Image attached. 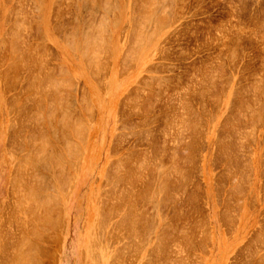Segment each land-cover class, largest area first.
Wrapping results in <instances>:
<instances>
[{
  "label": "rangeland",
  "instance_id": "1",
  "mask_svg": "<svg viewBox=\"0 0 264 264\" xmlns=\"http://www.w3.org/2000/svg\"><path fill=\"white\" fill-rule=\"evenodd\" d=\"M153 2L0 0V264H264V0Z\"/></svg>",
  "mask_w": 264,
  "mask_h": 264
},
{
  "label": "bare ground",
  "instance_id": "2",
  "mask_svg": "<svg viewBox=\"0 0 264 264\" xmlns=\"http://www.w3.org/2000/svg\"><path fill=\"white\" fill-rule=\"evenodd\" d=\"M40 1H41V0H40ZM151 1H152V0H149V3H150L149 5L153 8V7H154L153 5L155 4V3H154L155 0H154V2H153L154 4H152ZM157 1H158V0H157ZM90 2H91V0H90ZM93 2H94V1H93ZM41 3H42V2H41ZM98 3H99V2H98ZM145 3H146V2H145ZM145 3H143V4H145ZM151 4H152V5H151ZM156 4H157V3H156ZM114 5H115V4H114ZM119 6H120V5H119ZM145 6H146V5H145ZM145 6H144V7H145ZM105 7H106V6H105ZM144 7H142V8H144ZM151 7H150V8H151ZM85 8H86V7H85ZM102 8H103V7H102ZM116 8H117V7H116ZM142 8H141V10H142ZM146 8H147V7H145V9H146ZM148 8H149V7H148ZM152 8H151V9H152ZM159 8H160V7H159ZM162 8H163V7H162ZM162 8H161V9H162ZM166 8H167V7H166ZM37 9H38V8H37ZM78 9H79V8H78ZM104 9H105V8H104ZM151 9H150V11L153 10V9H152V10H151ZM154 9H155V8H154ZM88 10H89V8H88ZM107 10H108V9H107ZM147 10H148V9H147ZM118 11H119V10H118ZM130 11H131V10H130ZM150 11H149V12H150ZM163 11H164V10H163ZM119 12H120V11H119ZM149 12H148V14H149ZM153 12H154V11H153ZM157 12H158V11H157ZM134 13H135V12H134ZM160 13H161V12H160ZM131 14H132V13H131ZM138 14H139V13H138ZM140 14H141V12H140ZM152 14H153V13H152ZM154 14H155V13H154ZM145 15H146V13H144V15H142V16L144 17ZM165 15H167V14H165ZM134 16H135V15H134ZM138 16H139V15H138ZM146 16H147V15H146ZM154 16H155V15H154ZM157 16H158V15H157ZM159 16H160V14H159ZM161 16H162V14H161ZM118 17H119V16H118ZM136 17H137V16H136ZM140 17H141V15H140ZM140 17H139V18H140ZM149 17H150V16H149ZM106 18H107V17H106ZM121 18H122V17H121ZM144 18H145V17H144ZM146 19H147V17L145 18V20L142 18L143 21H147V20H148V19H147V20H146ZM153 19H156V18H153ZM160 19H161V18H160ZM160 19H158V20H160ZM165 19H166V18H165ZM93 20H94V19H93ZM117 20H118V18H117ZM117 20H116V22H117ZM129 20H130V19H129ZM132 20H133V19H132ZM140 20H141V18H140ZM41 21H42V20H41ZM125 21H126V20H125ZM133 21H134V20H133ZM137 21H138V20H137ZM154 21L156 22V20H154ZM160 21H161V20H160ZM112 22H113V21H112ZM140 22H141V21H139V23H138L139 26L142 24V23H140ZM12 23H13V22H12ZM134 23H136V21H135ZM144 23H145V22H143V24H144ZM148 23H149V22H148ZM151 23H152V21H151ZM151 23H150V24H151ZM153 23H154V22H153ZM8 24H9V23H8ZM19 24H20V23H19ZM22 24H23V23H22ZM114 24H115V23H114ZM114 24H113V26H114ZM130 24H131V21H130ZM136 24H137V23H136ZM20 25H21V24H20ZM20 25H19V27L16 25V26H17V29L20 28ZM100 25H101V24H100ZM153 25H155V23H154ZM86 26H87V25H86ZM90 26H91V25H90ZM90 26H88V27H90ZM92 26H93V25H92ZM104 26H105V25H104ZM142 26H143V25H142ZM159 26H160V25H159ZM95 27H96V26H95ZM98 27H99V26H98ZM106 27H107V26H106ZM106 27H105V29H106ZM131 27H132V26H131ZM134 27H135V26H134ZM137 27H138V26H136V30H137ZM91 28H92V27H91ZM103 28H104V27H102V29H103ZM107 28H109V26H108ZM138 28H139V27H138ZM142 28L145 29L144 27H142ZM142 28H141V29H142ZM17 29H16V30H17ZM84 29H85V28H84ZM84 29H83V31H84ZM102 29H101V31H102ZM105 29H103V30L106 31ZM129 29H130V28H129ZM131 29H132V28H131ZM143 29H142V30L139 29L138 32L136 31V32L138 33L137 35H139V33H141V32L143 31ZM157 29H158V28H157ZM19 30H20V29H19ZM74 30H75V29H74ZM132 30H134V29H132ZM132 30H131V31H132ZM13 31H14V30H13ZM88 31H89V30H88ZM107 31H109V30H107ZM134 31H135V30H134ZM150 31H152V30H150ZM158 31H160V30L158 29ZM10 32H11V31H10ZM84 32H85V34L87 35V32H86V31H84ZM111 32H112V31H111ZM132 32H133V31H132ZM148 32H149V29H148ZM148 32H147V33H148ZM155 32H156V31H155ZM92 33H93V32H92ZM92 33H91V36L89 35L90 32H89V34L87 35V36L91 37V39H92V37H94V38L96 37L95 35L92 36ZM108 33H109V32H108ZM152 33H153V32H152ZM154 34H155V33H153V35H154ZM10 35H11V34H10ZM12 35H13V34H12ZM21 35H22V34H21ZM83 35H84V33H83ZM86 35H85V36H86ZM134 35H136V33H135ZM137 35H136V36H137ZM140 35H141V34H140ZM140 35H139V36H140ZM146 35H148V34H146ZM149 35H150V32H149ZM109 36H110V35H109ZM89 37H88L87 39H89V40L91 41V39H90ZM98 37H100V36H98ZM134 37H135V36H134ZM143 37H144V36H143ZM143 37L140 36L141 39H142ZM145 37H147V36H145ZM148 37H149V38H148ZM148 37H147V39H145V41H147L148 39L151 40V35L148 36ZM9 38H10V37H9ZM43 38H44V37H43ZM94 38H93V40H95V41H96V39H98L97 37H96L95 39H94ZM152 38H153V37H152ZM80 39H81V38H80ZM99 39H101L100 41H103V42H104V40H102L101 37H100ZM105 39H106V38H105ZM141 39H140V40H141ZM17 40H18V38H17ZM140 40H138V41H139L138 43H140V42L142 43V42H143V41H140ZM9 41H10V40H9ZM81 41H82V40H81ZM90 41H89V42H90ZM95 41H94L93 43H95L94 45L96 46V43L99 44V40H97L98 42H95ZM21 42H22V39H21ZM67 42H69V41H67ZM78 42H80V41H78ZM82 42L84 43V41H82ZM82 42H81V43H82ZM91 42H92V41H91ZM107 42H108V41H107ZM107 42H106V43H107ZM147 42H148V41H147ZM29 43H30V42H29ZM64 43H65V42H64ZM69 43H70V42H69ZM69 43H68V44H69ZM104 43H105V42H104ZM108 43H109V42H108ZM143 43H144V42H143ZM145 43H146V42H145ZM68 44H67V45H68ZM76 44H77V43H76ZM87 44H88V43H87ZM100 44H101V42H100ZM135 44H136V42H135ZM146 44H147V43H146ZM70 45H71V43H70ZM102 45H103V43H102ZM102 45L100 46V48L103 49ZM104 45H105V44H104ZM108 45H109V44H108ZM133 45H134V43H133ZM136 45H138V44H136ZM136 45H135V46H136ZM76 46H77V45H76ZM78 46H79V44H78ZM89 46L91 47L92 45L89 44L88 47H89ZM95 46H92V47H95ZM109 46H110V45H109ZM21 47H22V45H21ZM80 47H81V46H80ZM80 47H79V48H80ZM97 47H98V46H97ZM104 47H105V46H104ZM107 47H108V46H106V48H107ZM152 47H153V46H152ZM23 48H24V47H23ZM77 48H78V47H77ZM82 48H83V47H82ZM98 48H99V47H98ZM135 48H136V47H135ZM135 48H134V50H136V53H137V49H135ZM137 48H138V47H137ZM64 49H65V48H64ZM91 49H93V48H91ZM95 49H97V48H95ZM107 49H108V48H107ZM26 50H27V49H26ZM104 50H105V48H104ZM8 51H10V50H8ZM12 51H13V50H11L10 52L12 53ZM17 51H18V50H17ZM87 51H88V50H87ZM92 51H93V50H92ZM99 51H100V50H98V52H99ZM105 51H106V50H105ZM108 51H109V50H108ZM14 52H15V50H14ZM85 52H86V50H85ZM130 52H131V51H130ZM15 53H17V52H15ZM121 53H122V52H121ZM39 54H40V53H39ZM130 54L132 55L133 52H131ZM134 54H135V52H134ZM9 55H10V54H9ZM9 55H8V57H9ZM12 55H15V54L13 53ZM17 56H18V54H17ZM115 56H116V55H115ZM21 57H22V55H21ZM128 57H132V56H129V55H128ZM133 57H134V56H133ZM136 57H137V55H136ZM13 58H14V57H13ZM19 58H20V56H19ZM27 58H28V57H27ZM84 58H86V56H84ZM101 58H102V56H101ZM15 59H18V58H15ZM22 59H23V58H22ZM97 59H98V57H97ZM132 59H133V58H132ZM132 59H131V60H132ZM134 59H135V58H134ZM134 59H133V60H134ZM19 60H20V59H19ZM89 60H90V59H89ZM15 61H16V60H15ZM17 61H18V60H17ZM21 61H22V60H21ZM23 61H24V59H23ZM11 63H13V62H11ZM95 63H96V62H95ZM95 63H93L94 66H95ZM97 63H98V62H97ZM1 64H2V63H1ZM12 65H13V64H12ZM14 65H15V64H14ZM97 65H98V64H97ZM6 66H7V65H6ZM95 67H96V66H95ZM14 68H16V67H14ZM96 68H97V67H96ZM88 69H89V68H88ZM88 69H87V70H88ZM94 69H95V68H94ZM39 70H40V69H39ZM88 71H89V70H88ZM95 71H96V69H95ZM91 72H93V71H91ZM91 72H90V73H91ZM5 73H6V72H5ZM96 74H97V73H96ZM8 75H9V74H8ZM32 75H33V73H32ZM97 75H98V74H97ZM16 76H17V75H16ZM2 77H3V76H2ZM18 77H19V76H18ZM15 78H16V77H15ZM37 78H38V77H37ZM3 79H4V78H3ZM30 79H32V78H30ZM41 79H42V78H40V79L38 78V81H39V80H40V81H39V83H38V81H36L37 85H36V83H33V84H35L34 86H36V88L39 87L38 84H40V82H41L42 80H43V81L45 80V79H42V80H41ZM6 80H7V79H6ZM36 80H37V79H36ZM1 82H2V81H1ZM5 82H6V81H5ZM6 83H7V82H6ZM57 83H58V81H57ZM60 83H61V81L59 80V84H60ZM31 84H32V83H31ZM73 84H74V83H73ZM61 85H63V83H62ZM69 85H70V84H69ZM34 86H33V88H34ZM45 86H46V85H44V89H45ZM71 86H72V85H71ZM30 87H31V86H30ZM40 87H41V86H40ZM62 87H66V86H62ZM36 88H34V89H36ZM37 89H38V88H37ZM44 89H41V90H44ZM48 90H49V89H48ZM20 91H21V88H20ZM37 91H38V90H37ZM45 91L48 92L47 90H45ZM33 93H34V92H33ZM231 93H232V92H231ZM38 94H39V93H38ZM41 94H42V93H41ZM33 95H34V94H33ZM49 96H50V95H49ZM53 97H56V95H54ZM34 98H35V97H34ZM49 98H50V97H49ZM66 98H67V97H66ZM35 99H38V100L35 101ZM35 99H33V100H34V103L37 102L36 104H37L38 106H40V107H41L42 105H44V104H48V103L50 104V102H51V103H53V102L57 103V102H56L57 100H55V101L52 102L51 99H49L50 101H49L48 103H46V101H48V100H46L45 103H44L43 101H44L45 99H44V97L41 96V95H40V97L37 96V98H35ZM57 99L60 100L59 98H57ZM84 99H85V98H84ZM87 99H88V98H87ZM82 100H83V99H82ZM229 100H230V99H229ZM83 102H84V100H83ZM60 103H61V101H60ZM228 103H229V101H228ZM58 104H59V103H58ZM64 104H66V103H64ZM86 104H87V103H86ZM244 104H245V103H244ZM227 105H229V104H227ZM33 106H34V105H33ZM45 106H46V105H45ZM87 106H88V105H87ZM245 106H246V105H245ZM245 106H244V107H245ZM34 107H35V106H34ZM249 107H250V106H249ZM35 108H36V107H35ZM41 108H42V107H41ZM44 108H45V107H44ZM47 108H48V106H47ZM51 108H53V107H51ZM181 108H182V107H181ZM36 109H37L38 111H41V110H39V107H37ZM55 109H56V108H55ZM183 109H184V108H183ZM48 110H49V108H48ZM84 110H85V108H84ZM35 111H36V110H35ZM35 111H34V112H35ZM38 111H36V112H38ZM49 111H51V109H50ZM54 111L56 112V110H54ZM69 111H70V110H69ZM43 112H44V111H43ZM38 113H42V112H38ZM49 113H50V112H49ZM51 113H52V112H51ZM239 113H240V112H239ZM56 114H57V113H56ZM59 114H60V113H59ZM70 114H71V112H70ZM70 114H69V115H70ZM193 114H194V113H193ZM38 115H39V114H38ZM47 115H48V114H47ZM47 115H46V117H48ZM50 115H51V114H50ZM50 115H49V117H50ZM62 115H63V114L61 113V115H60V119H59V116H58V122H60V120L62 119V118H61ZM65 115H66V114L64 113V118H63V120H64V119H65V120L67 119V120L69 121L70 118H69V119L66 118ZM39 116H40V115H39ZM197 116H198V115H197ZM51 117H52V119L54 118V116H52V115H51ZM62 117H63V116H62ZM67 117H68V115H67ZM70 117H71V116H70ZM73 117H74V116H73ZM87 117H88V116H87ZM34 118H36L35 120L40 121L41 123H42V121H43V120L41 121V118L43 119V117H41V118L39 119V118L36 116V117H34ZM74 118H75V117H74ZM199 118H200V117H199ZM47 119H48V118H47ZM82 119H83V118H82ZM89 119H90V118H89ZM35 120H34V121H35ZM48 120H49V119H48ZM48 120H47V121H48ZM47 121H46V122H47ZM61 121H62V120H61ZM68 121H62L61 123L64 124L63 126H65L66 129H67V125H69L70 123H72V124H70L71 126H69L70 129L72 130V129H73V128H72V125H75V122L73 123L74 119L72 120V122L69 121V124H68ZM75 121H76V120H75ZM79 121H80V120H79ZM79 121H78V122H79ZM63 122H67V124H65V123H63ZM76 122H77V121H76ZM49 123H50V121H49ZM51 123H52V122H51ZM51 123L49 124V127H50V125H52ZM56 123H57V121H56ZM56 123H55V124H56ZM61 123H60V124H61ZM183 123H184V122H183ZM186 123H187V122H186ZM192 123H193V122H192ZM38 124H39V123H38ZM42 124H43V123H42ZM53 124H54V123H53ZM55 124H54V125H55ZM76 124H77V123H76ZM82 124H83V123H82ZM194 124H195V123H194ZM46 125H48V123H47ZM79 125H81V123H79ZM79 125H78V127H79ZM37 126H38V125H37ZM43 126H44V125H43ZM83 126H84V125H83ZM183 126H184V125H183ZM190 126H191V125H190ZM190 126L188 125L189 128H190ZM196 126H197V125H196ZM231 126H232V125H231ZM25 127H26V126H25ZM32 127H33V126H32ZM53 127H54V126H53ZM61 127H62V125H61ZM65 127H64V129H65ZM194 127H195V126H194ZM47 128H48V127H47ZM56 128L58 129V127H56ZM56 128H54L55 132H56ZM62 128H63V127H62ZM62 128H60V129L62 130ZM49 129H51V128H48V131H49ZM64 129H63V130H64ZM70 129H67V130H70ZM84 129H85V127H84ZM27 130H28V129H27ZM54 130H53V131H54ZM74 130H75V129H73L71 132H74ZM187 130H188V128H187ZM238 130H239V129H238ZM238 130H237V131H238ZM48 131H47V132H48ZM75 131H76V130H75ZM81 131H82V130H81ZM81 131H80V133H81ZM233 131H234V130H233ZM235 131H236V130H235ZM237 131L235 132L236 134H237ZM44 132H45V131H44ZM55 132H53V133H55ZM58 132H59V131H58ZM66 132H67V131H66ZM69 132H70V131H69ZM76 132H77V131H76ZM76 132H75V133H76ZM238 132H239V131H238ZM61 133H62V131H61ZM61 133H60V135H61ZM77 133H78V132H77ZM77 133H76V134H77ZM40 134H42V133L40 132ZM40 134H38V135H40ZM50 134H51V133H50ZM58 134H59V133H58ZM62 134H64V132H63ZM65 134H66V133H65ZM73 134H74V133H73ZM42 135H43V134H42ZM67 135H68V133H67ZM69 135H70V134H69ZM74 135H75V134H74ZM46 136H47V135H46ZM75 136H76V135H75ZM77 136H78V134H77ZM79 136H80V138H81L82 134H81V135L79 134ZM79 136H78V137H79ZM32 137H33V136H32ZM65 137H66V136H65ZM67 137H68V136H67ZM70 137H71V136H70ZM82 137H83V136H82ZM177 137H178V136H177ZM39 138H43V137L39 136ZM44 138H45L44 140L47 139L46 137H44ZM62 138H63V136H62ZM71 138H72V137H71ZM80 138H78V139H80ZM210 138H211V137H210ZM237 138H239V137H237ZM10 139H11V138H10ZM22 139H23V138H22ZM56 139H57V138H56ZM59 139H60V138H59ZM59 139H58V140H59ZM63 139H65V140H64V143H65V144L62 143L63 145H67V144L70 145V143H71V142H70L71 139H70V141H69L70 143H67V142H68V141L66 140L67 138H63ZM220 139H221V138H220ZM224 139H225V138H224ZM30 140H31V139H30ZM33 140H34V139H33ZM35 140H36V139H35ZM38 140H39V139H38ZM68 140H69V138H68ZM41 141H43V140H41ZM48 141H49V140H47L46 142H48ZM66 141H67V142H66ZM72 141H73V140H72ZM80 141H81V140H80ZM178 141H179V140H178ZM180 141H181V139H180ZM223 141H224V140H223ZM239 141H240V140H239ZM29 142H30V141H29ZM36 142H37V140H36ZM36 142H35V143H36ZM43 142H44V141H43ZM46 142H45V143H46ZM55 142H56V141H55ZM61 142H62V141H61ZM220 142H221V140H220ZM38 143H40V142H38ZM45 143H41V144H40V145L44 144V145H42V146H44V147H41V146H40V150H41L42 148H43V149L45 148V146H46ZM58 143H59V142H58ZM73 143H76V142L74 141ZM216 143H217V142H216ZM224 143H226V142H224ZM240 143H241V142H240ZM29 144H30V143H29ZM33 144H34V143H33ZM46 144H47V143H46ZM49 144H52V143H50V141H49L48 145H49ZM77 144H78V143H77ZM37 145H38V144H37ZM48 145H47L46 147H48ZM52 145H54V144H52ZM56 145L58 146L59 144H57V142H56ZM68 145H67L66 147H68ZM224 145H225V144H224ZM235 145H236V144H235ZM237 145H238V144H237ZM32 146H33V145H32ZM49 146H50V145H49ZM70 146H72V145H70ZM70 146H69V148H71L70 150H72V147H70ZM217 146H218V145H217ZM227 146H228V145H227ZM38 147H39V146H38ZM58 147H59V146H58ZM58 147H57V149H58ZM60 147H61V146H60ZM60 147H59V150L61 149ZM78 147L80 148V146H78ZM181 147H182V146H181ZM184 147H186V146H184ZM224 147H225V146H224ZM48 148H49V147H48ZM63 148H65V146H64ZM79 148H78V149H79ZM187 148H188V147H187ZM220 148H221V147H220ZM237 148H238V147H237ZM43 149H42V150H43ZM49 149H51V147H50ZM52 149H53V147H52ZM226 149L228 150V148H226ZM40 150H39V151H40ZM42 150H41V151H42ZM53 150H54V151H58V150H55V149H53ZM61 150H62V149H61ZM65 150H66V148H65ZM70 150H67V152L70 151ZM41 151H40V155H42V154H43V155H44V154L46 155V153H45V149L43 150L44 153L42 152V154H41ZM54 151H53V152H54ZM222 151H223V150H222ZM222 151H221V153H222ZM237 151H238V150H237ZM37 152H38V150H37ZM47 152H50V153H51V150H47ZM72 152H73V151H71V153H72ZM181 152H182V151H181ZM224 152H225V151H224ZM35 153H36V152H35ZM38 153H39V152H38ZM56 153H58V152H56ZM60 153H61V152H60ZM71 153L68 152V153H66V154H67V155L69 154L68 156L71 157ZM226 153H227V152H226ZM232 153H233V152H232ZM236 153H237V152H236ZM236 153H235V154H236ZM51 154H52V153H51ZM51 154H48V156H49L50 158H51V156H50ZM53 154H55V153H53ZM61 154H62V153H61ZM79 154H80V153H77L78 156H79ZM142 154H143V153H142ZM175 154H176V153H175ZM180 154H181V153H180ZM189 154H190V153H189ZM222 154H224V153H222ZM29 155H30V154H29ZM40 155H38V157H39ZM45 155H44V156H45ZM55 155H56L55 157L52 156L51 160H52L53 158L58 157L60 154H55ZM73 155H74V153H73ZM229 155H230V154H229ZM229 155H227V156H226L227 159H225L226 161L228 160V162H230V160L232 161V159H230ZM232 155H233V154H232ZM19 156H20V155H19ZM48 156H45V157H43V158L40 157L39 159L36 158V157H37V156H36L35 158L38 159L39 165H40L41 167H42V166L46 167V166H48V165H47V161H46V160L48 159ZM176 156H177V155H176ZM223 156H224V155H223ZM27 157H28V156H27ZM46 157H47V158H46ZM63 157H64V156H63ZM173 157H174V155H172V158H173ZM177 157H178V156H177ZM177 157H174V161H173V159L171 158L172 161H171V160H170V161L174 163V164H173V167H172L173 170H174L176 173H178V174L180 175V177H182V179H183L184 176L182 175V171H181L182 169H180V166L177 165V164H178L177 161L179 160V159H178V160L176 159ZM188 157H190V156H189V155H186V154H185L184 156H182V159H181V160H182V163H183L184 161L186 162V160H187L186 158H188ZM224 157H225V156H224ZM226 157H225V158H226ZM228 157H229V158H228ZM231 157H232V156H231ZM255 157H257V156H255ZM258 157H259V156H258ZM50 158H49V159H50ZM59 158L61 159V155H60ZM66 158H67V157H66ZM73 158H74V156H73ZM75 158H76V153H75ZM144 158H145V157H144ZM166 158H168V157H166ZM232 158H233V157H232ZM33 159H34V158H33ZM45 159H46V160H45ZM63 159H64V158H63ZM63 159H62V160H63ZM169 159H170V158H169ZM58 160H59V159H58ZM58 160H57V161H58ZM189 160H190V159H189ZM208 160H209V159H208ZM225 160H224V161H225ZM234 160H235V159H234ZM48 161H50V160H48ZM52 161H53V163H54V159H53ZM55 161H56V160H55ZM64 161H65V160H64ZM152 161H153V160H152ZM249 161H250V160H249ZM255 161H257V160H255ZM18 162H19V161H18ZM60 162H61V161H60ZM60 162H59V161L56 162V163H59V164H57V166H58V165L60 166ZM51 163H52V162H51ZM51 163L49 162V165H50ZM56 163H54V167H56V166H55ZM61 163H63V162H61ZM153 163H154V162H153ZM167 163H168V162H167ZM175 163H177V164H175ZM189 163H190V162H189ZM258 163H259V162H258ZM234 164H235V163H234ZM250 164H251V163H250ZM250 164H249V165H250ZM33 165L36 166L35 164H33ZM116 165H117V162H116ZM134 165H135V164H134ZM139 165H140V164H139ZM166 165H167V164H166ZM249 165H248V168H249ZM27 166H28V165H27ZM50 166H51V165H50ZM62 166H63V164H62ZM62 166H61V169L63 170L64 167H62ZM141 166H142V165H141ZM141 166H140V167H141ZM169 166H171V163H170ZM205 166H206V165H205ZM230 166H231V164H230ZM242 166H243V165H242ZM258 166H259V165H258ZM263 166H264V165H263ZM160 167H161V165H160ZM160 167H159V170H160ZM165 167H166V166H165ZM165 167H164V168H165ZM227 167H228V166H227ZM231 167H233V166H231ZM250 167L252 168L251 165H250ZM261 167H262V166H261ZM261 167H260V168H261ZM20 168H21V167H20ZM39 168H40V167H39ZM42 168H43V167H42ZM59 168H60V167H59ZM59 168H58V169H59ZM134 168H136V167H134ZM157 168H158V167H157ZM166 168H167V167H166ZM185 168H186V167H185ZM235 168H236V167H235ZM238 168H239V167H238ZM18 169H19V168H18ZM23 169H24V168H23ZM43 169H44V168H43ZM50 169H51V168H50ZM137 169H138V168H137ZM227 169H229V168H227ZM227 169H226V170H227ZM231 169H232V168H231ZM249 169H250V168H249ZM257 169H258V167H257ZM40 170H41V169H40ZM46 170H47V169H46ZM56 170H57V168H56ZM62 170L58 171V173L61 172ZM138 170H139V169H138ZM143 170H144V169H143ZM162 170H163V169H161V171H162ZM168 170H169V169H168ZM170 170H171V169H170ZM258 170H259V169H258ZM27 171H28V170H27ZM37 171H38V170H37ZM52 171H53V168H52ZM63 171H64V170H63ZM63 171H62L60 174H62ZM141 171H142V170H141ZM157 171H158V170H157ZM164 171H165V170H164ZM166 171H167V170H166ZM227 171H228V170H227ZM230 171H231V170H230ZM234 171H235V170H234ZM32 172H33V171H32ZM38 172H39V171H38ZM159 172H160V171H159ZM169 172H170V171H169ZM225 172H226V171H225ZM232 172H233V170H232ZM241 172H242V171H241ZM29 173H30V172H29ZM33 173H34V172H33ZM54 173L56 174V172H54ZM171 173H172V172H171ZM171 173H170V175H171ZM226 173L228 174V172H226ZM233 173H234V172H233ZM246 173H247V172H246ZM34 174H35V173H34ZM51 174H52V176H54L53 173H51ZM65 174H66V173H65ZM147 174H148V173H147ZM161 174H162V173H161ZM178 174H177V175H178ZM235 174H236V172H235ZM237 174H238V173H237ZM239 174H240V171H239ZM258 174H259V173H258ZM35 175H36V174H35ZM57 175H58V174H57ZM57 175H56V176H57ZM125 175H126V174H125ZM129 175H130V174H129ZM145 175H146V174H145ZM152 175H153V174H152ZM164 175H165V173H164ZM167 175H168L169 177H168ZM170 175H169V173L167 174V172H166V177H165V179H164V181H163L164 176H163V174H162V182H163L162 185H163V187H162V185H161V187H162L163 189L159 188L161 191L164 190V189H166V190H168V191H172L171 189H173V188L170 189V187H172V185H171L170 183H171V181L174 182V180L177 179V178H176L177 175L175 176L176 179L174 178V175H175L174 172H173V176L171 175V177H173L174 179H171V178H170ZM230 175H232V174H230ZM13 176H14V175H13ZM21 176H22V175H21ZM31 176H32V175H31ZM37 176H38V178L40 179L39 176H41V174H38ZM37 176H36V177H37ZM50 176H51V175H50ZM60 176H61V175H60ZM65 176H66V175H65ZM67 176H68V175H67ZM67 176H66V180H67V178H68ZM127 176H128V175H127ZM16 177H17V176H16ZM24 177H25V176H24ZM33 177L35 178V176H32L31 178L33 179ZM41 177H42V176H41ZM123 177H124V175H123ZM146 177H147V176H146ZM239 177H240V176H239ZM262 177H263V175H262ZM47 178H48V177H47ZM47 178H46V180H47L46 182L43 180V179H45L44 177L42 178V180H40V182H38V179H37V178H35V180L33 179V183H36V180H37V182H38V183H37V184H38L37 186L34 185V186H36V191L39 190L41 187H42V188L39 190L40 192H41V190H42L43 188L45 189V186H46V185L44 184V185H45V186H44V185H42V184L48 182V179H47ZM49 178H50V177H49ZM57 178H58V177H57ZM62 178H64V177H60V179H62ZM110 178H111V177H110ZM136 178H137V176H136ZM160 178H161V177H160ZM178 178H179V176H178ZM185 178H186V177H185ZM237 178H238V177H237ZM23 179H24V178H23ZM55 179H56V178H55ZM55 179H54V180H55ZM68 179H69V178H68ZM106 179H107V178H106ZM126 179H127V177H126ZM240 179H242V177H240ZM240 179H239V180H240ZM107 180H108V179H107ZM127 180H128V182L131 181L129 178H128ZM179 180H180V178H179ZM179 180H177V181H179ZM232 180H233V179H232ZM26 181H27V180H26ZM29 181H31V180L28 179V182H29ZM34 181H35V182H34ZM42 181H43V182H42ZM49 181H51V180H49ZM55 181H56V180H55ZM62 181H63V179H62ZM68 181H69V180H68ZM68 181H67V184H68ZM110 181H112V180H110ZM124 181H125V180H124ZM124 181H123V182H124ZM177 181H175V182H176L175 184L178 183ZM180 181H183V180H180ZM17 182H19V181H17ZM20 182H21V181H20ZM51 182H52V181H51ZM53 182H54V181H53ZM60 182H61V180H60ZM60 182L58 181L59 184H63V183L65 182V179H64V182H63V183H60ZM144 182H145V181H144ZM147 182H148V180H147ZM160 182H161V181H160ZM184 182H185V180H184ZM39 183H40L42 186L39 185ZM49 183H50V182H49ZM54 183H56V182H54ZM58 183H57V184H58ZM125 183H126V182H125ZM131 183H132V182H131ZM180 183H183V182H180ZM236 183H237V182H236ZM240 183H241V181H240ZM10 184H11V183H10ZM23 184H24V182H23ZM109 184H110V183H109ZM111 184H112V183H111ZM120 184H121V183H120ZM151 184H152V183H151ZM154 184H155V181H154ZM156 184H157V183H156ZM160 184H161V183H159L158 186H160ZM175 184H174V185H175ZM14 185H15V184H14ZM28 185H31V184H28ZM53 185H54V184H53ZM177 185H180V184H177ZM177 185H176V186H177ZM234 185H235V184H234ZM32 186H33V184H32ZM40 186H41V187H40ZM43 186H44V187H43ZM58 186H60V185H58ZM64 186H65V185H64ZM110 186H111V185H110ZM113 186H116V185H112L111 188H112ZM129 186H130V184H129ZM135 186H136V185H135ZM146 186H147V185H146ZM176 186H174V187L176 188ZM182 186H183V184H182ZM182 186H181V187H182ZM239 186H240V184L238 185V183H237V188H239ZM13 187H14V186H13ZM46 187H48V183H47V186H46ZM53 187H54V186H53ZM55 187H56V186H55ZM127 187H128V186H127ZM148 187H149V186H148ZM179 187H180V186H179ZM234 187H235V186H234ZM25 188H26V187H25ZM28 188H29V191H28V192H30V190L33 189V187L30 188V186H29ZM34 188H35V187H34ZM50 188H52V187L50 186ZM60 188H61V187H60ZM113 188H114V187H113ZM131 188H133V187H131ZM175 188H174V189H175ZM177 188H178V186H177ZM23 189H24V188H23ZM44 189H43V190H44ZM52 189H53V188H52ZM133 189H134V188H133ZM155 189H158V187L155 188ZM159 189H158V190H159ZM16 190H17V189H16ZM16 190H15V191H16ZM33 190H34L33 193H35V192H36L35 189H33ZM33 190H32V191H33ZM46 190H47V189H46ZM55 190H56V189H55ZM113 190H114V189H113ZM131 190H132V189H131ZM131 190H130V187H129V194H128V197L130 196V191H131ZM160 190L157 191V192L159 193ZM177 190H178V189H177ZM235 190H236V188L234 189V191H235ZM237 190H240V189H237ZM237 190H236V191H237ZM146 191H147V190H146ZM164 191H165V190H164ZM228 191H229V190H228ZM232 191H233V190H232ZM236 191H235V192H236ZM28 192L25 190V193H28ZM55 192H56V191H55ZM111 192H112V191H111ZM127 192H128V189L126 190V193H127ZM147 192H149V191H147ZM150 192H151V191H150ZM155 192H156L155 190H154V192L152 191V193H155ZM162 192H163V191H162ZM31 193H32V192H30V194H31ZM42 193H43V191H42ZM44 193H45V192H44ZM56 193H57V192H56ZM132 193H133V192L131 191V195H132ZM152 193H151V194H152ZM158 193H155V194H158ZM236 193H237V192H236ZM23 194H24V193H23ZM23 194H22V195H23ZM28 194H29V193H28ZM28 194H27L26 196H28ZM36 194H37V192H36ZM47 194H49V193L47 192ZM113 194H114V193H113ZM119 194H120V193H119ZM151 194H149V195H151ZM155 194H152V196H151L152 198H151V199L149 198L148 201L152 200V199H153V196H154ZM163 194H164V192H163ZM167 194H168V193H167ZM241 194H242V193H241ZM37 195H38V194H37ZM39 195H40V193H39ZM44 195H45V194H44ZM105 195H106V194H105ZM126 195H127V194H126ZM139 195H140V194H139ZM142 195H143V192H142ZM158 195H161V194H158ZM168 195H170V194H168ZM238 195H239V194H238ZM33 196L35 197L36 195L33 194V195H32V198H33ZM47 196H48V195H47ZM47 196L45 195V197H44L43 199H44V200L47 199V198H46ZM123 196H124V195H123ZM133 196H134V195H133ZM137 196H138V195H137ZM145 196H146V195H145ZM147 196H148V195H147ZM155 196H156V195H155ZM164 196H166V195H164ZM229 196H230V195H229ZM232 196H233V195H232ZM29 197L31 198V195H29ZM29 197H27V198H29ZM36 197H37V196H36ZM36 197H35V202L37 201V200H36ZM50 197H52V196H50ZM50 197H49V200H50ZM58 197H59V196H58ZM134 197H135V196H134ZM143 197H144V196H143ZM149 197H150V196H149ZM25 198H26V197H25ZM30 198H29V199H30ZM54 198H55V197H54ZM119 198H120V197H119ZM146 198H148V197H146ZM146 198H145V199H146ZM157 198H159V197H157ZM157 198H156V199H157ZM161 198L163 199V197H161ZM37 199H38V198H37ZM52 199H53V198H52ZM56 199H57V198H56ZM56 199H55V200L53 199V200H54V201H57ZM125 199L128 200L127 197L124 198V201H125ZM130 199H131V198H130ZM132 199H134V198H132ZM156 199H153V200L155 201ZM159 199H160V198H159ZM159 199H158V200H159ZM166 199H167V197H166ZM20 200H22V196H20ZM24 200H25V199H24ZM24 200H23V201H24ZM49 200H48V203H49ZM142 200H143V199H142ZM142 200H141L140 202H142ZM185 200H186V199H185ZM33 201H34V200H33ZM33 201H32V202H33ZM40 201H41V200H40ZM50 201H51V200H50ZM59 201H60V200H59ZM132 201H135V199L132 200ZM145 201H146V200H145ZM154 201H151V202L154 203V205H156V201H155V202H154ZM164 201L167 202L168 200H164ZM187 201H188V199H187ZM24 202H25V201H24ZM35 202H34V203H35ZM38 202H39V201H38ZM38 202H36L35 204H37ZM41 202H42V201H41ZM41 202H39V203H40V204H39L40 206H43L44 204H47V203H46L47 201H46V202L44 201V202H43V203H44L43 205H41ZM128 202H129V201H128ZM157 202H158V201H157ZM234 202H235V201H234ZM50 203H51V202H50ZM55 203H56V202H54V204H55ZM126 203H127V202H126ZM132 203H133V202H132ZM162 203H164V202H162ZM173 203H174V202H173ZM51 204H53V203H51ZM54 204H53V205H54ZM119 204H120V203H119ZM133 204L136 205L135 203H133ZM133 204H131V205H133ZM157 204H158V203H157ZM58 205H59V204H58ZM124 205H125V204H124ZM33 206H34V205H33ZM35 206H36V205H35ZM50 206H51V205H50ZM54 206H56V204H55ZM99 206H100V205H99ZM107 206H108V205H107ZM128 206H129V204H128ZM128 206H127V207H128ZM156 206H157V205H156ZM162 206H163V205H162ZM173 206H174V205H173ZM45 207H46V206H45ZM51 207H53V206H51ZM134 207H135V206H133V208H134ZM159 207H160V206H159ZM170 207H171V206H170ZM49 208H50V207H49ZM109 208H110V207H109ZM111 208H112V207H111ZM116 208H117V207H116ZM122 208H123V207H122ZM130 208H132V207H130ZM173 208H174V207H173ZM178 208H179V207H178ZM41 209H42V207H41ZM56 209H57V208H56ZM160 209H161V208H160ZM176 209H177V208H176ZM42 210H43V209H42ZM44 210H45V209H44ZM48 210H49V209H48ZM50 210H51V209H50ZM113 210H115V208H114ZM116 210H117V209H116ZM124 210H125V209H124ZM129 210L131 211V209H129ZM129 210H128V211H129ZM135 210H136V208H135ZM180 210H181V209H180ZM51 211H52V210H51ZM51 211H50V212H51ZM53 211H54V210H53ZM102 211H103V210H102ZM108 211L111 212L110 210H108ZM125 211H126V210H125ZM36 212H38V210H37ZM36 212H35V213H36ZM46 212H47V210H46ZM48 212H49V211H48ZM48 212H47V213H48ZM57 212H58V211H57ZM103 212H104V211H103ZM106 212H107V211H106ZM113 212H114V211H113ZM158 212H159V211H158ZM122 213H123V212H122ZM131 213H132V212H131ZM140 213H141V212H140ZM153 213H154V212H153ZM99 214H100V213H99ZM104 214H105V213H104ZM116 214H117V213H116ZM127 214H128V212H127ZM113 215H114V214H113ZM133 215H134V211H133ZM135 215H136V214H135ZM153 215H154V214H153ZM159 215H160V214H159ZM163 215H164V214H163ZM32 216H33V215H32ZM42 216H43V214H42ZM101 216H102V214L100 215V217H101ZM103 216H104V215H103ZM106 216H107V215H106ZM108 216L110 217V213H109ZM127 216H128V215H127ZM130 216H131V215H130ZM161 216H162V215H161ZM184 216H185V215H184ZM159 217H160V216H159ZM42 218H44V217H42ZM42 218L39 219V220L41 221ZM101 218H102V217H101ZM133 218H134V217H133ZM144 218H145V217H144ZM174 218H175V216H174ZM180 219H181V218H180ZM37 220H38V219H37ZM43 220H44V219H43ZM99 220H102V219H99ZM136 220H137V219H136ZM165 220H167V219H165ZM174 220H175V219H174ZM46 221H49V220H46ZM54 221H56V220H54ZM54 221H53V222H54ZM108 221H109V219H108ZM134 221H135V220H134ZM49 222H50V221H49ZM122 222H123V221H122ZM135 222H136V221H135ZM163 222H164V221H163ZM163 222H162V223H163ZM165 222H166V221H165ZM170 222H171V221H170ZM174 222H175V221H174ZM178 222H180V221H178ZM33 223H34V222H33ZM50 223H51V222H50ZM139 223H140V222H139ZM44 224H45V223H44ZM48 224H49V223H48ZM56 224H57V223H56ZM118 224H119V222H118ZM120 224H121V223H120ZM130 224H131V223H130ZM151 224H152V223H151ZM52 225H54V224H52ZM57 225H58V224H57ZM57 225H55V226H57ZM154 225H156V224H154ZM167 225H168V224H167ZM38 226H39V225H38ZM113 226H114V225H113ZM124 226H125V225H124ZM126 226H127V225H126ZM132 226H133V225H132ZM134 226H135V225H134ZM163 226H164V225H163ZM168 226H169V225H168ZM122 227H123V226H122ZM34 228H35V227H34ZM51 228H52V227H51ZM138 228H139V227H138ZM147 228H148V227H147ZM153 228H154V227H153ZM172 228H173V227H172ZM47 229H48V228H47ZM99 229H100V228H99ZM41 230H42V229H41ZM103 230H104V229H103ZM117 230H118V229H117ZM125 230H126V228H125ZM142 230H143V229H142ZM261 230H262V229H261ZM46 231H47V230H46ZM149 231H150V230H149ZM164 231H165V229H164ZM36 232H37V231H36ZM48 232H49V231H48ZM100 232H101V231H100ZM114 232H115V231H114ZM143 232H144V230H143ZM162 232H163V230H162ZM137 233H138V232H137ZM160 233H161V232H160ZM167 233H169V231H168ZM259 233H260V232H259ZM262 233L264 234V232H262ZM33 234H34V233H33ZM33 234H32V235H33ZM36 234H38V233H36ZM41 234H42V233H41ZM95 234H96V232H95ZM162 234H163V233H161V235H162ZM101 235H102V234H101ZM35 236H36V235H35ZM98 236H100V234H99ZM165 236H166V234H165ZM259 236H260V235H259ZM263 236H264V235H263ZM136 237H137V236H136ZM139 237H140V236H139ZM162 237H164V235H162ZM166 237H167V236H166ZM166 237H164L163 239H165ZM102 238H103V237H102ZM259 238H260V237H259ZM263 238H264V237H263ZM26 240H27V239H26ZM28 240H29V238H28ZM103 240H104V239H103ZM158 241H159V240H158ZM162 241H163V240H162ZM28 242L30 243V241H28ZM163 242H164V241H163ZM262 242H263V241H262ZM29 243H27V244H29ZM157 243H158V242H157ZM185 243H186V242H185ZM155 244H156V243H155ZM160 244H161V243H160V241H159V247H160ZM163 244H164V243H163ZM163 244H162V245H163ZM153 245H154V244H153ZM33 246H34V245H33ZM35 246H36V245H35ZM156 246H157V245H156ZM156 246H155V247H156ZM28 247H30V246L28 245ZM152 249H153V248H152ZM156 249H157V248H156ZM162 250H163V249H162ZM21 251H22V250H21ZM23 251H24V250H23ZM26 251H27V250H26ZM23 253H24V252H23ZM27 253H28V252H27ZM34 253H35V252H34ZM253 253H254V252H253ZM31 254H33V253H31ZM35 254H36V253H35ZM19 255H20V254H19ZM24 255H25V254H24ZM28 255H29V254H28ZM28 255H27V256H28ZM33 256H34V255H33ZM111 257H112V256H111ZM259 257H260V256H259ZM20 258H21V257H20ZM23 258H24V257H23ZM26 258H27V257H26ZM26 258H25V259H26ZM31 258H32V257H31ZM31 258H30V259H31ZM15 259H16V258H15ZM30 259H29V260H30ZM27 260H28V259H27ZM38 260H39V259H38ZM166 260H167V259H166ZM168 260H169V259H168ZM17 261H19V260H17ZM31 261H32V260H31ZM31 261H29V262H31ZM35 261H36V260H35ZM35 261H34V262H35ZM158 261H159V260H158ZM36 262H37V261H36ZM177 262H179V261H177ZM30 264H31V263H30ZM186 264H187V263H186Z\"/></svg>",
  "mask_w": 264,
  "mask_h": 264
}]
</instances>
